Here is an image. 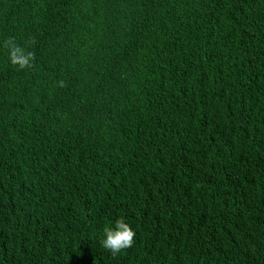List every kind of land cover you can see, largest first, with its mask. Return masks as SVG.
<instances>
[{
  "label": "trees",
  "instance_id": "obj_1",
  "mask_svg": "<svg viewBox=\"0 0 264 264\" xmlns=\"http://www.w3.org/2000/svg\"><path fill=\"white\" fill-rule=\"evenodd\" d=\"M0 264H264V0H0Z\"/></svg>",
  "mask_w": 264,
  "mask_h": 264
},
{
  "label": "clouds",
  "instance_id": "obj_2",
  "mask_svg": "<svg viewBox=\"0 0 264 264\" xmlns=\"http://www.w3.org/2000/svg\"><path fill=\"white\" fill-rule=\"evenodd\" d=\"M12 63L19 68H31L34 60V52L25 51L19 46H15L10 51ZM104 238L99 241L102 248L108 250L111 255L116 256L122 251L131 248L135 242L136 233L126 222L124 217H119L114 221V226L103 229Z\"/></svg>",
  "mask_w": 264,
  "mask_h": 264
}]
</instances>
